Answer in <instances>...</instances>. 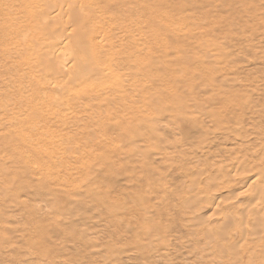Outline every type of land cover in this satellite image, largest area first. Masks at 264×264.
<instances>
[{"label": "rangeland", "instance_id": "rangeland-1", "mask_svg": "<svg viewBox=\"0 0 264 264\" xmlns=\"http://www.w3.org/2000/svg\"><path fill=\"white\" fill-rule=\"evenodd\" d=\"M128 1L106 87L72 109L9 105L0 79V264H264L205 230L206 177L264 144V0Z\"/></svg>", "mask_w": 264, "mask_h": 264}, {"label": "bare ground", "instance_id": "bare-ground-1", "mask_svg": "<svg viewBox=\"0 0 264 264\" xmlns=\"http://www.w3.org/2000/svg\"><path fill=\"white\" fill-rule=\"evenodd\" d=\"M129 3L141 4L139 0ZM124 6L122 0H0V79L12 77L22 88L3 102L21 107L36 98V106L57 117L62 110L72 109L76 100L106 87L113 43L133 17ZM246 145L230 150L226 161H220L223 165L206 177V199L218 213L213 225L204 227L206 237L223 240L226 254L241 249L264 254V144L250 152L254 146ZM245 185L251 186L247 195L230 193ZM245 196L255 198L243 203ZM226 207L229 212H220Z\"/></svg>", "mask_w": 264, "mask_h": 264}]
</instances>
